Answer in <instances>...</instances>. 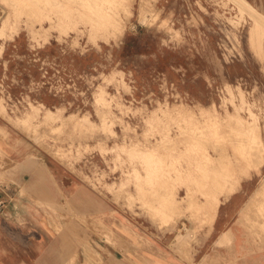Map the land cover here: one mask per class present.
Returning a JSON list of instances; mask_svg holds the SVG:
<instances>
[{"label": "rangeland", "instance_id": "1", "mask_svg": "<svg viewBox=\"0 0 264 264\" xmlns=\"http://www.w3.org/2000/svg\"><path fill=\"white\" fill-rule=\"evenodd\" d=\"M248 1L264 15V0ZM14 2L0 0V26L12 21L0 29V138L12 127L64 174L49 173L50 199L38 202L48 207L44 264H264V200L241 210L264 189V159L246 135L261 133L251 114L264 123V23L235 0H132L122 35L94 42L91 20L103 29L115 1ZM75 4L82 18L67 27ZM99 86L107 94L94 96ZM30 103L59 110L24 119ZM213 108L220 122L201 118ZM254 174L244 204L215 212L238 251L207 250L204 198L224 202V177L241 190Z\"/></svg>", "mask_w": 264, "mask_h": 264}, {"label": "crops", "instance_id": "2", "mask_svg": "<svg viewBox=\"0 0 264 264\" xmlns=\"http://www.w3.org/2000/svg\"><path fill=\"white\" fill-rule=\"evenodd\" d=\"M9 128V138L7 140L0 138V149L4 152L0 157V199L4 201L0 211V264H33L32 258L35 256L41 258L37 264H44L49 249L44 243L48 239V234L43 214L48 213V208L38 205V202L50 199L48 195L50 184L47 180L49 173L60 180L64 178V174L50 171L45 159L30 152L31 150L24 144L20 145L17 131ZM254 176L255 174L246 180L241 190L235 188L228 200L223 202L220 195L219 205L228 204L231 208H237L239 204H244L242 193L252 192L256 188L252 184ZM228 219L226 216L214 215L209 222L208 232L200 234L201 239L210 242L207 250L212 248L220 252L234 248L236 252L238 251L236 240L231 229H228L230 224ZM190 229L191 227H188L185 231ZM228 230L233 236L232 245H217L216 241L220 234ZM212 233L215 236L210 240L208 237ZM239 258L237 257V260Z\"/></svg>", "mask_w": 264, "mask_h": 264}, {"label": "bare ground", "instance_id": "3", "mask_svg": "<svg viewBox=\"0 0 264 264\" xmlns=\"http://www.w3.org/2000/svg\"><path fill=\"white\" fill-rule=\"evenodd\" d=\"M16 1L15 4L19 3H23L26 4L28 6L32 5L33 3H35L34 1L37 0H14ZM40 1V6L39 8H41L40 10L45 9L46 4L50 3L51 1L54 0H38ZM55 1H60V0H55ZM110 1H115L116 4V8L115 10H113L112 12L108 13V16L106 19H108V22L106 23L105 27H103V29H94V25H96L95 22H92L91 20V26L89 31H87V34L89 36L92 37V39L94 40V42H96L95 40H97L98 38H104V39H113V38H118L119 36L122 35L123 31H124V27H125V20H124V16L127 18L130 14H131V6H132V0H91V5L95 6L96 9L98 10H103L104 9V4L106 2H110ZM237 1L240 9L243 11H247V13L254 18L255 21L260 22V23H264V15L256 8L254 7L248 0H235ZM64 1H62L63 4ZM140 2V0H139ZM80 4H75L72 5V7H69L65 10V18L64 21L68 26L70 27L75 23L80 22L79 18H82L81 15L74 13V11H72V9L74 10H78L80 9ZM60 9V8H59ZM59 9H56L55 11H58ZM89 9H94V7H90ZM66 11H71L70 13H66ZM31 12V11H30ZM145 13L147 14V12L145 11ZM144 13V14H145ZM149 13V11H148ZM145 14V15H146ZM144 16V15H143ZM141 17V16H140ZM253 20V19H252ZM52 20L49 21V25L52 26ZM86 20H83L82 23H85ZM60 25H63L62 23H58ZM252 24V23H251ZM12 25V21L9 19V16H7L6 18H4L2 20V24L0 26V29H4L6 27H11ZM66 26V25H65ZM259 27V26H258ZM257 27V28H258ZM72 28H76V27H72ZM262 28L261 25L258 29ZM264 29V28H262ZM81 30H77V32H80ZM264 31V30H263ZM82 32V31H81ZM46 42H48V40H46ZM96 45H98V43H95ZM1 54V53H0ZM230 84V83H229ZM104 91V93L107 94V92L104 90L103 87L99 86L94 94V96H96L99 92ZM104 104V103H103ZM43 107V112L40 111V107ZM234 106H237L236 104H234ZM0 107H3V105L0 103ZM59 110L58 107H56V112ZM54 110L48 109L46 108L42 103H38V104H34V103H30V110H28L24 116V119H29L30 116H42V120H47L49 117H51L52 115H55L56 112ZM65 112V111H64ZM233 112H235V110H233ZM233 115V113L231 111H228L225 116L227 117H231ZM254 118V121L250 120V122H254V125H251V127L258 128L261 130V133H252L251 132H247L246 135L249 136L250 139V149H254L255 151H253L252 153L255 154V158H257V155L260 154V156L262 157V162H263V149H264V123L261 124L260 122H258V119L255 115L251 114L250 118ZM201 118H208V119H214L215 123L220 122V117L218 112L213 108L212 111L209 112H202L201 114ZM256 122V123H255ZM213 124V123H211ZM210 124H208L209 126ZM254 132V131H253ZM262 139V140H259ZM248 148V147H247ZM256 152L258 154H256ZM262 164V163H261ZM252 165H256V167L259 164H255L253 163ZM255 167V168H256ZM230 175V174H228ZM39 176V175H38ZM44 178V177H43ZM225 179L222 181L221 187L218 189V192H224V194H226V197H228L236 188L239 178L234 179V187L230 188L229 190H227V182L230 180L228 177H224ZM229 188V187H228ZM263 187H261L260 189H258V191L250 196V200L245 203L244 207L242 206L241 210L246 209L249 205H254V202H257L258 199H262L264 200V189H262ZM262 200H259V203H262ZM178 201V200H176ZM220 203V198L219 197H215L214 199L205 197L202 204H208L210 207L207 210V213L209 214L210 220L213 219L215 212L219 206ZM260 206V205H259ZM262 206V204H261ZM48 208V207H47ZM185 224V223H184ZM183 225V224H182ZM186 230V228L184 229ZM192 231L191 230H187V233L185 235L182 234H178L176 237L177 243L181 244L184 242V240L186 239V237H192ZM182 238L184 240H182ZM232 241H233V236L232 234H228V233H223L218 240L216 241L217 245H227V246H231L232 245Z\"/></svg>", "mask_w": 264, "mask_h": 264}, {"label": "built area", "instance_id": "4", "mask_svg": "<svg viewBox=\"0 0 264 264\" xmlns=\"http://www.w3.org/2000/svg\"><path fill=\"white\" fill-rule=\"evenodd\" d=\"M3 205H4V201L0 199V211L2 210Z\"/></svg>", "mask_w": 264, "mask_h": 264}]
</instances>
